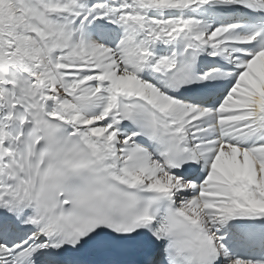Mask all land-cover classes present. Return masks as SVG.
Segmentation results:
<instances>
[{
    "label": "snow or ice",
    "instance_id": "snow-or-ice-1",
    "mask_svg": "<svg viewBox=\"0 0 264 264\" xmlns=\"http://www.w3.org/2000/svg\"><path fill=\"white\" fill-rule=\"evenodd\" d=\"M0 264H264V0H0Z\"/></svg>",
    "mask_w": 264,
    "mask_h": 264
}]
</instances>
